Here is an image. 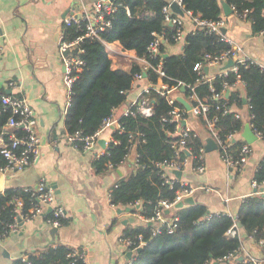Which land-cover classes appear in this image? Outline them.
<instances>
[{
	"label": "trees",
	"instance_id": "1",
	"mask_svg": "<svg viewBox=\"0 0 264 264\" xmlns=\"http://www.w3.org/2000/svg\"><path fill=\"white\" fill-rule=\"evenodd\" d=\"M225 1L228 5L235 6L237 11L248 9L246 20L250 23L251 32L260 34L264 29V0ZM167 3V0H123L122 5L117 6L111 16L110 27L100 33V39L82 40L79 46L83 49L80 57L84 60V65L73 82L70 104L65 111L67 135L75 132L82 136L92 134L101 121L111 115L113 109L127 100L133 72L138 67L133 64L131 69L113 68L102 41H118L123 49L133 50L139 56L146 54V46L153 32L163 33L171 41L172 28L164 22L161 11ZM182 5L200 19L216 20L222 16L220 0H182ZM76 30L74 26H64V38L71 39L78 35ZM165 45L160 46L162 53ZM227 48V43L220 40L217 33L209 34L198 30L189 35L180 53H170L163 58V69L171 78L168 82L178 80L194 86L197 96L209 105L207 116H217L216 126L221 137L241 130L245 119L264 134V70L257 63L246 61L236 64L244 87H228V95H223V100L231 107L229 113H222L221 108H217L220 101L212 98L208 82L195 83L197 73L193 69L194 64L204 60L205 54H219ZM155 77L154 73L150 76L152 81H155ZM234 81L233 72L227 75L218 73L211 81V86L214 92L219 93L225 84L230 86ZM182 93L187 96L190 90L187 88ZM148 96L153 101L152 114L120 116V127L112 133L117 142H109L105 151L95 155L93 159L95 172L108 169V164L118 167L128 151L129 134L138 135L135 151L139 164L117 179L111 189V202L116 206L135 205L134 211L145 217L154 213L158 200H172L177 188L176 185L169 187L163 183L160 170L154 165V162L174 158L161 123L162 118L167 116L169 105L155 91H150ZM243 97L246 98V103ZM232 106L245 107L246 114L240 118L234 117L237 111ZM9 115L8 109H0V131ZM196 118L204 125L202 116ZM242 142L234 140L232 147L240 146ZM74 143L79 147L82 145L79 140ZM203 145V140L193 131L189 137L193 165L199 163L197 158ZM253 176L257 180L264 179L263 159L258 162ZM13 194L24 199L25 209L36 203L35 198L28 201L29 194L19 188L16 191L11 187L5 188L0 193V232L5 231L13 221L11 205L7 204ZM173 208L178 221L172 233L161 232L151 236L150 225L145 222L123 229L124 237L136 242L137 236L141 235L144 242L126 264H208L238 248V237L227 233L233 223L231 215L223 212L209 213L206 206L199 202ZM236 219L241 224L240 230L244 235H252L254 239L264 238V196L252 194L245 197L238 205ZM65 222L66 217H63L61 224ZM68 252L67 245L56 244L37 252L23 253L27 255L26 263L19 256L10 264H86L83 259H70L67 257ZM233 264L243 263L235 260Z\"/></svg>",
	"mask_w": 264,
	"mask_h": 264
},
{
	"label": "crops",
	"instance_id": "2",
	"mask_svg": "<svg viewBox=\"0 0 264 264\" xmlns=\"http://www.w3.org/2000/svg\"><path fill=\"white\" fill-rule=\"evenodd\" d=\"M94 1L0 0V95L16 94L27 99L33 109L41 145L38 160L22 171L7 175L5 183L8 187L22 188L44 180L53 188L57 201L66 212V222L58 227L46 222L47 210L21 222L17 231L0 241V264H10L23 253L37 252L56 244L84 248L86 264L129 263L127 250L119 238L126 226L143 221L133 211L119 212L118 206L107 201V191L119 177L132 171L135 151L132 150L118 167L95 172L93 159L104 148L103 139H98L91 151H84L66 139L64 64L58 49L64 37L63 18L71 8L79 7L80 2L89 6ZM225 19L227 35L242 45L247 57L264 65L263 36L251 32L250 23L234 13ZM59 27L61 30L56 39ZM117 44L114 41L113 45ZM181 51V46L175 43L164 47V53L168 54ZM222 69L223 66L209 67L206 71L212 75ZM140 86L138 83L127 92V100L115 108L114 116L121 115ZM232 109L246 114L245 107L232 106ZM246 123L245 119L235 140L245 141L242 132ZM189 126L203 140L205 149L210 136L204 125L190 117ZM251 146L252 152L241 172L229 175L217 149H205L204 170H193L190 162L177 177L195 187L191 196L195 202L204 204L207 212L236 216L239 203L254 191L249 180L264 153L260 140L255 139ZM205 185L213 190L200 188ZM166 213L174 215V208ZM241 234L244 248L254 257L261 258V264H264V246L244 235L243 231ZM234 261L211 260L208 264H233Z\"/></svg>",
	"mask_w": 264,
	"mask_h": 264
},
{
	"label": "built area",
	"instance_id": "3",
	"mask_svg": "<svg viewBox=\"0 0 264 264\" xmlns=\"http://www.w3.org/2000/svg\"><path fill=\"white\" fill-rule=\"evenodd\" d=\"M168 3L162 7V14L164 22L171 26L172 32L170 40L163 33H152V38L146 46V54L144 56L137 55L133 50H126L121 47L117 41V45L114 46V42L102 41L108 56L111 59V65L113 68L131 69L133 64H136L138 69L133 72L131 88H135V85L141 83L136 94L131 98L129 104L122 111L121 115L114 116V110L111 115L104 118L97 129L90 135L82 136L81 133L75 132L72 135H66V139L74 142L79 140L82 142L81 148L84 151L93 150L98 139L102 138L104 142V148L101 150L103 153L109 142L116 143L114 139L113 131L120 127L119 118L122 115L140 113L144 116H149L153 112V101L149 98L150 91L157 92L164 98L169 105L167 116L161 120L162 127L166 136V142L173 150V159L154 162V165L160 170L163 183L169 187L177 186L172 200L160 199L157 201V206L154 213L149 217H145L134 211L135 205H129L126 207H132L134 215L141 219L143 222L150 225L151 236L159 234L161 232L172 233L176 226L178 218L175 215L168 216L166 213L169 209L175 207V204L182 200V198L192 195L195 187L190 185L187 181L177 177L174 171H183L186 167L191 166L193 170H204V145L200 149L198 154L199 163L192 164V156L189 148V137L193 133L192 128L189 126V118L202 116L204 120V127L210 138L215 142L216 149L218 151L219 159L225 166L228 174L241 172L244 169L245 164L252 152L251 143L242 140V144L237 147H232V143L235 140L237 132H230L224 137H221L220 131L216 126L217 116L208 117L207 112L209 105L204 99H201L194 92V86L186 85L184 82L176 81L169 83V78L163 69V53L160 50L162 44L175 43L179 44L181 48L186 43V39L189 35L195 34L198 30H202L205 33H217L220 40L227 43L228 48L219 54H205L204 60L196 62L193 69L197 73V79L195 83L208 82L212 91V98L219 99L220 104L217 108H221L222 113H229L231 107L223 100V95L229 92L231 87H244V83L237 73V63H244L246 61L255 62L261 69L264 70V65L247 57L244 53L242 45L234 38L227 35L226 32H222L221 29L226 27L225 16L216 20L200 19L198 16L192 14L191 11L184 9L182 0H167ZM175 1L182 10V15L174 12L170 3ZM123 0H95L89 6L80 2V6L71 8L70 12L64 16L63 24L65 27L74 26L77 28L78 35L71 39H65L64 37L59 42V52L63 55V85L66 92L65 108L70 104L72 85L75 81L77 74L82 70L84 60L80 57L83 49L79 46L84 38H97L100 39V33L108 29L111 25L110 19L115 11L116 7L122 5ZM232 12L241 19H246L249 12L248 9L237 11L235 6L229 5ZM127 14L129 13L126 7ZM263 36L264 29L260 31ZM264 41V38H263ZM125 57L128 63H118V57ZM232 59L233 65L230 67H224L226 62ZM223 66V69L218 72L223 75H227L229 72L235 74V81L232 85H224L221 92H214L211 81L215 77V74H208L205 67H218ZM154 73L155 81H152L150 76ZM217 73V74H218ZM167 79V80H165ZM173 80V79H172ZM181 87L189 89L190 93L184 96ZM229 87V88H228ZM182 97L190 105V109H187L178 99ZM0 109H8L10 115L2 126L0 131V173L4 177V187L9 188L5 181L6 176L14 171H22L29 165L36 162L40 156L41 145L40 138L36 131V119L34 117L33 109L27 99L24 96L16 94H2L0 95ZM242 114L235 112L234 117L240 118ZM256 140H260L264 145V134L257 130L252 123L248 122ZM196 134V133H195ZM129 148L127 153L121 159L119 165L125 162L132 150L135 151L136 144L138 143V135L129 134ZM97 154V155H99ZM264 160V153L262 158ZM260 159V160H261ZM139 159L136 154L133 157V166H138ZM108 169H114L113 165L108 164ZM251 188L254 190L252 194H259L264 196V179L257 180L252 176L249 180ZM115 185V184H114ZM16 191V187H11ZM204 191H212L210 186H201ZM23 192L29 194L28 201L36 199V203H32L27 209L24 208V199L20 195H11L7 204L11 205L13 213V221L7 225L5 231L0 232V241L6 237L9 233L17 231L20 221H27L34 216L44 213L45 210L49 211L46 214L45 220L51 225L58 227L61 225V219L66 217L61 204L57 201L55 192L52 187H49L44 180H40L34 186H25L19 188ZM111 189L107 191V201L111 202ZM116 206V205H114ZM124 208L125 206H118ZM217 213V212H215ZM50 214V215H49ZM49 215V216H48ZM229 215V214H228ZM232 216V215H231ZM233 217V223L227 230L230 236H237L240 243L238 248L228 253L227 255L218 258L217 260H238L243 264H261L262 259L254 257L243 246L240 227L237 225L236 216ZM257 244L264 246V238L254 239L252 235L248 236ZM119 240L127 250L131 253L129 262L132 255L136 252L138 247L143 245V238L138 235L135 241H131L128 237L120 236ZM69 252L67 257L70 259L79 258L85 261L87 252L84 248L68 246ZM21 260L26 263L27 255L20 256Z\"/></svg>",
	"mask_w": 264,
	"mask_h": 264
},
{
	"label": "water",
	"instance_id": "4",
	"mask_svg": "<svg viewBox=\"0 0 264 264\" xmlns=\"http://www.w3.org/2000/svg\"><path fill=\"white\" fill-rule=\"evenodd\" d=\"M220 3H221V7H222V11H223V14L224 16H227L232 12L231 8L229 7L228 3L225 1V0H220ZM170 7L171 9L182 15V10L181 8L177 5V3L175 1H172L170 3ZM60 27L57 29V32H56V35H55V38L58 39V35L60 33ZM222 32H226V29L223 27L221 29ZM169 54L168 53H163V58L167 57ZM233 65V61L232 59H229L226 64L224 65V67H230ZM205 70H207V67H205ZM181 91L183 92L184 91V87H181ZM226 96L228 95V92H226L225 94ZM179 101L187 108V109H190V105L187 103V101L185 99H183L182 97H178ZM243 101L244 103L247 102L246 98L243 97ZM130 102V100H128V103ZM242 136L243 138L245 139L246 142L248 143H252L256 138L251 130V128L249 127V124L246 123L245 124V127H244V130L242 132ZM205 149L208 150V149H216V145H215V142L210 138L209 142L205 145ZM175 175H179L180 172L179 171H174ZM3 187H4V177L3 175L0 173V192H2L3 190ZM195 203V200L193 199V197L191 195L189 196H186L184 198H182V200L178 201L176 204H175V207H182L183 205H187V204H193ZM123 210L125 211H133V208L132 207H124V208H118V211L119 212H122ZM49 209L46 211L48 212ZM167 212V210H166ZM129 220H133V218H130ZM126 222V219L123 221V223ZM21 223V221L19 222ZM237 225L238 227H241V224L237 221ZM140 248H138L137 250H139ZM131 256V253L130 252H127V257L129 258Z\"/></svg>",
	"mask_w": 264,
	"mask_h": 264
},
{
	"label": "rangeland",
	"instance_id": "5",
	"mask_svg": "<svg viewBox=\"0 0 264 264\" xmlns=\"http://www.w3.org/2000/svg\"><path fill=\"white\" fill-rule=\"evenodd\" d=\"M117 59H118V61H119L120 63H128V61L126 60V58L123 57V56H122V57L119 56Z\"/></svg>",
	"mask_w": 264,
	"mask_h": 264
}]
</instances>
